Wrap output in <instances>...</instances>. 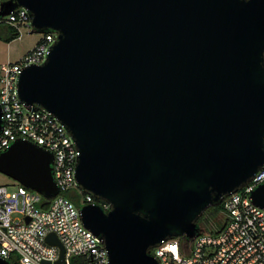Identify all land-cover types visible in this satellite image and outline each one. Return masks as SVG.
Here are the masks:
<instances>
[{
	"label": "water",
	"instance_id": "95a60500",
	"mask_svg": "<svg viewBox=\"0 0 264 264\" xmlns=\"http://www.w3.org/2000/svg\"><path fill=\"white\" fill-rule=\"evenodd\" d=\"M17 6L31 31L54 33L15 88L78 148L75 185L94 199L83 225L108 264H158L151 246L192 238L264 162V0H2L0 14ZM52 158L16 139L0 172L48 197ZM250 196L264 208V182ZM45 240L62 261L55 233Z\"/></svg>",
	"mask_w": 264,
	"mask_h": 264
},
{
	"label": "built area",
	"instance_id": "2783aa9c",
	"mask_svg": "<svg viewBox=\"0 0 264 264\" xmlns=\"http://www.w3.org/2000/svg\"><path fill=\"white\" fill-rule=\"evenodd\" d=\"M0 22L17 31L23 24L30 27L23 6L0 14ZM53 37L52 31L43 32L16 59L0 62V151L16 139L50 151L51 174L57 186V192L46 197L20 183L8 190L0 181V256L11 264H108L104 244L80 219L79 206L94 202L92 194L82 191V202L76 206L65 195L66 190L78 188L74 181L78 148L61 122L42 108H28L15 88L21 68L39 63ZM262 182L264 162L242 186L223 196L225 219L218 230L203 232L199 227L192 238L167 237L149 252L158 264H264V208L250 196ZM98 203L104 210L109 208L106 201ZM49 232H54L63 246L60 262L59 247L45 240Z\"/></svg>",
	"mask_w": 264,
	"mask_h": 264
},
{
	"label": "rangeland",
	"instance_id": "374dc122",
	"mask_svg": "<svg viewBox=\"0 0 264 264\" xmlns=\"http://www.w3.org/2000/svg\"><path fill=\"white\" fill-rule=\"evenodd\" d=\"M18 32L19 35L11 39L10 41L6 42L0 39V62L16 59L19 55L32 47V45L43 34V32L31 31V28L27 27V25L24 24L21 25ZM0 181L6 184L8 190L16 189L19 184V182H17L15 179L2 172H0ZM75 190L77 192L75 196H78L80 198V189L75 188ZM67 197L75 206L78 204L74 198L70 196ZM201 216L202 219L198 223V226L200 227V229H202L203 232H210L212 229L219 228L220 224L223 223L225 219V215L222 210L217 211L214 208H210V206L203 211Z\"/></svg>",
	"mask_w": 264,
	"mask_h": 264
},
{
	"label": "trees",
	"instance_id": "16d2710c",
	"mask_svg": "<svg viewBox=\"0 0 264 264\" xmlns=\"http://www.w3.org/2000/svg\"><path fill=\"white\" fill-rule=\"evenodd\" d=\"M18 35H19V32L17 31L16 28H14L13 26H11V25H9L7 23L0 22V39H2V40L7 42V41H10L11 39L17 37ZM76 193L77 192H76L75 188L68 189V190L65 191V195L74 198L77 201V203H78L77 205H79L80 201L82 202L83 192L81 191V197L80 198L78 196H75ZM210 208H214L215 210L219 211V210L223 209V204H222V202H220L218 204L211 205ZM222 225H223V223L220 224L219 228ZM219 228L212 229L211 232H214V231L218 230Z\"/></svg>",
	"mask_w": 264,
	"mask_h": 264
},
{
	"label": "flooded vegetation",
	"instance_id": "af4514ba",
	"mask_svg": "<svg viewBox=\"0 0 264 264\" xmlns=\"http://www.w3.org/2000/svg\"><path fill=\"white\" fill-rule=\"evenodd\" d=\"M202 219V216H200L198 219H197V224L201 221Z\"/></svg>",
	"mask_w": 264,
	"mask_h": 264
},
{
	"label": "crops",
	"instance_id": "0c3cea01",
	"mask_svg": "<svg viewBox=\"0 0 264 264\" xmlns=\"http://www.w3.org/2000/svg\"><path fill=\"white\" fill-rule=\"evenodd\" d=\"M24 53V52H23Z\"/></svg>",
	"mask_w": 264,
	"mask_h": 264
}]
</instances>
